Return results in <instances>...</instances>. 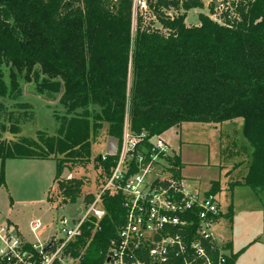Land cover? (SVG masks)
<instances>
[{"label": "trees", "instance_id": "trees-1", "mask_svg": "<svg viewBox=\"0 0 264 264\" xmlns=\"http://www.w3.org/2000/svg\"><path fill=\"white\" fill-rule=\"evenodd\" d=\"M204 5L152 0L161 26L145 25L141 16L133 35L132 0H0V159H55L62 203L76 202L85 183L61 179L63 169L87 166L105 126L106 137L120 140L127 113L131 130L150 136L186 121L242 118L253 154L240 183L264 194V0H231L222 21L201 14L199 25H187V11ZM171 7L183 11L166 14ZM19 77L33 79L40 96L62 107L55 110L61 120L55 134L7 138L18 132L16 123L7 124L14 112L6 102L20 103ZM95 160L104 178L116 156ZM173 161L179 177L180 156ZM221 188L214 180L206 195ZM93 199L94 193L84 198L86 204ZM122 200L120 192L106 193L100 229L92 233L87 223L70 244L78 264L106 262L109 241L124 221ZM199 223L195 217L194 227ZM239 254L230 252L228 264H236Z\"/></svg>", "mask_w": 264, "mask_h": 264}, {"label": "rangeland", "instance_id": "rangeland-1", "mask_svg": "<svg viewBox=\"0 0 264 264\" xmlns=\"http://www.w3.org/2000/svg\"><path fill=\"white\" fill-rule=\"evenodd\" d=\"M206 7H196L187 11L186 23L189 26L200 24V15L222 21L221 13L227 10L231 0H217L219 6L215 11L211 3L215 0H204ZM169 14H177L182 8L168 9ZM160 27L156 15L149 13L145 25ZM133 31V35L135 34ZM8 73L6 78L9 80ZM131 78V76H130ZM132 80V79H131ZM130 80V83H131ZM18 88L22 90L20 103L6 102V108L13 110L12 121L16 123L18 132L8 133L10 140H39L41 133L55 134L61 120L55 110L62 109L57 101L40 96L34 81L18 78ZM106 126L100 131L92 143V157L87 166L69 169L61 173V179L81 178L84 181L78 201L62 203L57 178V162L53 158H8L0 159V212L17 223L28 238L35 240L30 230L31 219L39 218L43 227L39 231L40 238H46L56 233L60 218L66 216L69 220L82 216L84 198L89 193L98 191L103 179L100 168L96 166L95 158L106 152ZM163 138L181 156L182 168L179 171L185 183L203 196L214 180H220L222 190L215 196L222 205V218L216 224L214 232L223 240L232 242L230 252L237 253L236 264H264V199L260 201L256 191L241 184L246 162V150L252 149L243 134V119L237 118L224 123L186 121L169 128L162 134ZM229 171V172H228ZM238 185L235 189L233 186ZM237 206L236 217L230 219L227 215L229 204Z\"/></svg>", "mask_w": 264, "mask_h": 264}, {"label": "built area", "instance_id": "built-area-1", "mask_svg": "<svg viewBox=\"0 0 264 264\" xmlns=\"http://www.w3.org/2000/svg\"><path fill=\"white\" fill-rule=\"evenodd\" d=\"M151 1L132 0V33L139 18L145 20L153 12ZM128 115L115 153L101 154L103 160L116 156L115 164L94 192L93 202H85L82 216L72 220L63 216L56 233L46 238L38 235L42 221L31 219L35 236L31 240L0 212V264H78L79 258L70 255V244L82 236L85 224L93 225L92 233L100 229L107 214L104 196L118 192L124 221L109 241L104 264H228L230 250L214 232L223 216L215 196H200L177 177L176 153L163 133L135 134ZM195 217L200 220L197 228Z\"/></svg>", "mask_w": 264, "mask_h": 264}, {"label": "crops", "instance_id": "crops-1", "mask_svg": "<svg viewBox=\"0 0 264 264\" xmlns=\"http://www.w3.org/2000/svg\"><path fill=\"white\" fill-rule=\"evenodd\" d=\"M204 7H206V5H204ZM186 21V20H185ZM187 24V23H186ZM224 122H226V121H224ZM224 122H222V123H224ZM245 152V154H244V156L246 157L244 160L246 161V162H248L247 163V165H246V171H244V175H243V178H242V180H240L241 182L244 180V177L246 176V174H247V172H248V168H249V164H250V160H251V154H253L252 153V149H248V150H246V151H244ZM181 157V156H180ZM182 168V167H181ZM181 168H180V170H181ZM229 172V171H228ZM220 181V180H219ZM213 182V181H212ZM212 184V183H211ZM239 185H243V184H239ZM246 186V185H245ZM236 187H238V185H236V186H233V189H235ZM211 188V187H210ZM210 189H208V191H209ZM221 190H222V188H221ZM208 191H206V193L208 192ZM206 193L204 194V195H206ZM258 197H259V199H260V201H263V199H264V194H260V195H258ZM215 198H216V196H215ZM218 201V200H217ZM219 203V202H218ZM219 205H220V209H221V204L219 203ZM229 211H230V209L232 208L233 209V212H232V218H233V220H234V217H236V214H237V206L235 205V203L234 202H231L230 204H229ZM222 211V210H221ZM229 213V212H228ZM223 215V214H222ZM227 216V215H226ZM222 218V217H221ZM10 220V219H9ZM11 221V220H10ZM14 223V222H13ZM21 231H22V229L19 227V225L17 224V223H14ZM23 232V231H22ZM29 239H31V238H29ZM32 240V239H31ZM226 242V244H229L228 246H231L230 247V249L229 250H232V248H233V244H232V242H230V240L228 241H225Z\"/></svg>", "mask_w": 264, "mask_h": 264}, {"label": "water", "instance_id": "water-1", "mask_svg": "<svg viewBox=\"0 0 264 264\" xmlns=\"http://www.w3.org/2000/svg\"><path fill=\"white\" fill-rule=\"evenodd\" d=\"M216 3V6H219V3L217 2V0L214 1ZM117 142H118V139L115 138V137H109L108 138V143H107V149L106 151L108 153H115V149H116V146H117ZM69 172V169L68 168H65V174H68ZM53 246V242L50 244L49 247Z\"/></svg>", "mask_w": 264, "mask_h": 264}]
</instances>
